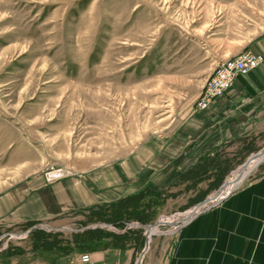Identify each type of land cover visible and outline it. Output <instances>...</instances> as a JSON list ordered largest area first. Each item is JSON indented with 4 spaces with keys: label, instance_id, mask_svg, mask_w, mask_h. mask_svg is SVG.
Here are the masks:
<instances>
[{
    "label": "rangeland",
    "instance_id": "rangeland-1",
    "mask_svg": "<svg viewBox=\"0 0 264 264\" xmlns=\"http://www.w3.org/2000/svg\"><path fill=\"white\" fill-rule=\"evenodd\" d=\"M262 34L264 0H0V196L26 193L0 221V258L131 245L139 261L138 224L191 211L264 146L262 127L212 155L155 159L203 110L195 103L216 65ZM143 153L139 169L156 164L162 177L113 197ZM249 170L240 184L264 160ZM31 197L51 213L9 221ZM175 225L157 227L145 256Z\"/></svg>",
    "mask_w": 264,
    "mask_h": 264
},
{
    "label": "crops",
    "instance_id": "crops-1",
    "mask_svg": "<svg viewBox=\"0 0 264 264\" xmlns=\"http://www.w3.org/2000/svg\"><path fill=\"white\" fill-rule=\"evenodd\" d=\"M244 49L261 54L263 60L260 65L237 75L225 96L216 98L198 113H191L182 122V127L167 138V149L155 153L158 162H172L185 156L200 158L202 155H212L223 142L247 136L264 127V34L232 55ZM155 143L156 140L151 142L152 154L156 151ZM144 156L143 153L137 158L135 170L124 171L123 179L127 177L131 182L121 191H112L113 197L140 193L162 177L156 164H153V169H139ZM167 172H163L164 175ZM22 191L11 196H0V221L12 207L24 200L26 193ZM26 200L13 215L10 213L9 221H27L36 214L51 213L48 212L47 206L50 204L45 198L31 197ZM62 210L59 208L57 211ZM163 219L167 218L160 221ZM149 251L141 264H264V171L239 183L218 204L174 231L166 246H157ZM14 255L0 258V264H134L135 258L131 245L126 249L112 245L96 248L90 252L89 262L85 263L79 261L80 256L76 254L60 256L51 253L44 256L36 250H23Z\"/></svg>",
    "mask_w": 264,
    "mask_h": 264
},
{
    "label": "built area",
    "instance_id": "built-area-1",
    "mask_svg": "<svg viewBox=\"0 0 264 264\" xmlns=\"http://www.w3.org/2000/svg\"><path fill=\"white\" fill-rule=\"evenodd\" d=\"M262 60L263 56L261 54L245 51L238 56H233L218 63L199 92V97L195 103L196 108L198 110L204 109L216 98L225 96L237 75L245 74L258 67ZM89 260L90 253L80 255L79 261L85 263Z\"/></svg>",
    "mask_w": 264,
    "mask_h": 264
},
{
    "label": "water",
    "instance_id": "water-1",
    "mask_svg": "<svg viewBox=\"0 0 264 264\" xmlns=\"http://www.w3.org/2000/svg\"><path fill=\"white\" fill-rule=\"evenodd\" d=\"M254 157H260L261 160L254 166H258L260 163L263 162L264 160V146L257 152H255V156ZM248 164V159L245 160V162L243 163L242 165V168L246 167ZM251 172V170L248 171V173L246 174V176H248V174ZM243 174L241 172V174H239V177H238V180H241ZM226 181H224L218 188V190L214 193V196H217L216 197V200H214L213 202H211L210 204H208L209 200H210V196L204 198L201 202H199L197 205L194 206L193 210L194 212L187 215V218H185V220H182V221H179L177 223V226L175 227L174 231H177L179 228L183 227L184 225L187 224V222H189L190 220H192V218H194L196 215L202 213L203 211L211 208L212 206L218 204V201H220L222 198L226 197L227 195H229L231 192H233V190L236 188V186L233 187V189L229 190L227 193L223 194V195H220L221 192L223 191L224 189V185H225ZM220 195V196H219ZM219 196V197H218ZM154 223L152 224H138V226H142L143 228H149L150 226H153ZM105 225V224H104ZM102 224H96L94 226H88L86 228H83V229H94L95 227H101ZM38 227H41V226H38V225H33L31 228H30V231L33 229V228H38ZM43 229H47L46 227H41ZM145 236V234H144ZM146 237V236H145ZM149 247V239L148 238H145V245L142 249V253L140 254V261H136L135 264H141L142 263V260L145 256V253L147 252L146 250L148 249Z\"/></svg>",
    "mask_w": 264,
    "mask_h": 264
},
{
    "label": "bare ground",
    "instance_id": "bare-ground-1",
    "mask_svg": "<svg viewBox=\"0 0 264 264\" xmlns=\"http://www.w3.org/2000/svg\"><path fill=\"white\" fill-rule=\"evenodd\" d=\"M260 160H261L260 157L259 158L258 157H253L250 160H249V157H248V164H247V166L244 167V168H242V166H240L231 175V178H229V181H226V183L224 185V189H223V191L221 192L220 195H223V194L227 193L229 190L233 189V187L236 186L242 180V178H241V180H238L239 174H241V172H242V174L244 175L246 172H248L249 169L254 168V166ZM57 172H61V170L60 169H57V170L51 171L49 173H57ZM216 197L217 196H214V194L212 196H210V200H209L208 204H210L211 202H213L214 200H216ZM193 212H194V210L192 209L191 211L187 212L186 215H178L176 217H171V218L163 219L162 221L158 220L153 226H150L149 228H145L146 229V238H148L149 239V242H150L151 237L153 236V234L156 233L157 230H159V228H157V227H159V226H170V227H172L173 225H175L179 221L185 220V218H187V215H189V214H191ZM64 229H66V228H64Z\"/></svg>",
    "mask_w": 264,
    "mask_h": 264
},
{
    "label": "trees",
    "instance_id": "trees-1",
    "mask_svg": "<svg viewBox=\"0 0 264 264\" xmlns=\"http://www.w3.org/2000/svg\"><path fill=\"white\" fill-rule=\"evenodd\" d=\"M143 218H144V219H147L148 217H147V216H146V217L143 216ZM120 219H121V218H120ZM150 219H152V217H151ZM144 222L146 223V222H148V221L144 220ZM95 229H97V228H94V229H88V230H85V231L94 232ZM122 235H123V234H122Z\"/></svg>",
    "mask_w": 264,
    "mask_h": 264
}]
</instances>
